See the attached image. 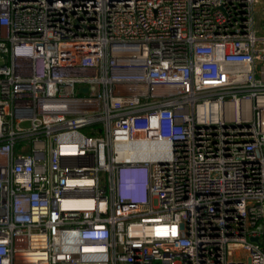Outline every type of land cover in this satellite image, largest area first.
Wrapping results in <instances>:
<instances>
[{"label":"built area","instance_id":"built-area-1","mask_svg":"<svg viewBox=\"0 0 264 264\" xmlns=\"http://www.w3.org/2000/svg\"><path fill=\"white\" fill-rule=\"evenodd\" d=\"M256 6L0 0V264H264Z\"/></svg>","mask_w":264,"mask_h":264},{"label":"rangeland","instance_id":"rangeland-1","mask_svg":"<svg viewBox=\"0 0 264 264\" xmlns=\"http://www.w3.org/2000/svg\"><path fill=\"white\" fill-rule=\"evenodd\" d=\"M261 2V6H264V0H260ZM260 7L256 6L255 7V27L258 30V34L260 36H264V15L261 16V18L259 17V13H260ZM3 63V60L0 59V65ZM125 182H128L127 185L124 186H132V178L130 177L128 180H126Z\"/></svg>","mask_w":264,"mask_h":264},{"label":"crops","instance_id":"crops-1","mask_svg":"<svg viewBox=\"0 0 264 264\" xmlns=\"http://www.w3.org/2000/svg\"><path fill=\"white\" fill-rule=\"evenodd\" d=\"M125 178L127 179V178H130V177H125ZM125 178L120 180L122 185H127V183H128V182H125Z\"/></svg>","mask_w":264,"mask_h":264},{"label":"water","instance_id":"water-1","mask_svg":"<svg viewBox=\"0 0 264 264\" xmlns=\"http://www.w3.org/2000/svg\"><path fill=\"white\" fill-rule=\"evenodd\" d=\"M2 56H3L4 59L6 58L4 55H2ZM80 90H81V92L86 93L87 88H81Z\"/></svg>","mask_w":264,"mask_h":264},{"label":"bare ground","instance_id":"bare-ground-1","mask_svg":"<svg viewBox=\"0 0 264 264\" xmlns=\"http://www.w3.org/2000/svg\"><path fill=\"white\" fill-rule=\"evenodd\" d=\"M136 152H139V151L137 150ZM121 179H122V178H120V180H121ZM128 179H129V178H127V179L125 178V181L128 180ZM75 203H83V202L77 201V202H75Z\"/></svg>","mask_w":264,"mask_h":264}]
</instances>
